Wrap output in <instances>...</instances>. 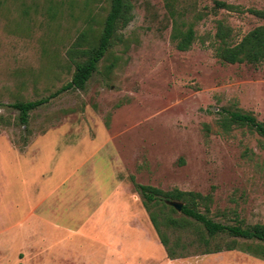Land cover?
<instances>
[{
	"label": "rangeland",
	"instance_id": "374dc122",
	"mask_svg": "<svg viewBox=\"0 0 264 264\" xmlns=\"http://www.w3.org/2000/svg\"><path fill=\"white\" fill-rule=\"evenodd\" d=\"M131 3L86 89L26 127L11 105L72 81L71 48L83 32L98 39L111 0H0V264H264L242 251L169 259L136 191L209 195L215 222L264 225V137L226 126L237 110L264 124V64L215 52L220 27L237 45L264 26L252 13L264 0ZM191 27L180 52L172 35Z\"/></svg>",
	"mask_w": 264,
	"mask_h": 264
},
{
	"label": "trees",
	"instance_id": "16d2710c",
	"mask_svg": "<svg viewBox=\"0 0 264 264\" xmlns=\"http://www.w3.org/2000/svg\"><path fill=\"white\" fill-rule=\"evenodd\" d=\"M226 7L231 9L229 6ZM133 9L131 0H111L110 11L98 39L88 44L90 36L83 32L75 46L71 48L70 55L78 58L74 60L75 73L72 81L48 98L11 105L19 113L18 120L21 126L27 127L30 113L48 104L51 99L69 91L86 89L88 82L98 71L100 63L112 48L118 32L133 21ZM252 13L264 19V12L252 11ZM218 38L221 41L215 52L222 63L264 64V26L251 31L237 45L229 44L223 34V27L219 29ZM172 41L176 43L177 50L187 52L195 41V32L192 27L186 32L176 30L172 35ZM84 44L89 46L81 50ZM226 126L248 127L264 137V124L252 114L239 110L229 113ZM136 191L142 197L144 208L169 259L174 261L192 256L242 251L264 260V225L230 226L215 222L208 216L213 201L211 196L178 189L163 191L139 184L136 185ZM172 203L183 204L181 214ZM171 235L174 236V241ZM226 239L227 242L223 243L222 241Z\"/></svg>",
	"mask_w": 264,
	"mask_h": 264
},
{
	"label": "water",
	"instance_id": "95a60500",
	"mask_svg": "<svg viewBox=\"0 0 264 264\" xmlns=\"http://www.w3.org/2000/svg\"><path fill=\"white\" fill-rule=\"evenodd\" d=\"M172 206L177 210V212H182L183 204H181V203H172Z\"/></svg>",
	"mask_w": 264,
	"mask_h": 264
}]
</instances>
